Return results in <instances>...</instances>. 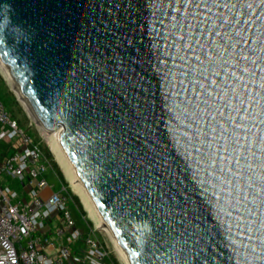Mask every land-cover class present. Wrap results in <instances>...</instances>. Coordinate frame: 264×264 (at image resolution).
<instances>
[{"label":"water","instance_id":"obj_1","mask_svg":"<svg viewBox=\"0 0 264 264\" xmlns=\"http://www.w3.org/2000/svg\"><path fill=\"white\" fill-rule=\"evenodd\" d=\"M4 3L0 59L129 262L264 264V0Z\"/></svg>","mask_w":264,"mask_h":264},{"label":"built area","instance_id":"obj_2","mask_svg":"<svg viewBox=\"0 0 264 264\" xmlns=\"http://www.w3.org/2000/svg\"><path fill=\"white\" fill-rule=\"evenodd\" d=\"M49 169L40 140L0 99V264H114L97 229L77 225L71 196L54 189Z\"/></svg>","mask_w":264,"mask_h":264},{"label":"bare ground","instance_id":"obj_3","mask_svg":"<svg viewBox=\"0 0 264 264\" xmlns=\"http://www.w3.org/2000/svg\"><path fill=\"white\" fill-rule=\"evenodd\" d=\"M0 72L3 75V77L5 78V80L7 81V83L9 84V86L11 88H13L15 94L18 96L19 100L23 104L27 113L33 119V116L30 114L31 110H30L28 104L24 100V98H23L21 92L18 90L11 74L9 73L8 69L6 68V66L4 65V63L1 59H0ZM39 127L41 129V132L45 136L51 151L53 152L57 161L59 162V164L63 168V171H64L66 178L69 180V182L72 184L73 188L80 195L82 203L85 207V210H87L88 215L95 222L96 227L103 229L108 234V236L111 238V240H112V242H113V244H114V246L118 252V255L121 259V262L123 264H131L129 262L128 258L126 257V255L124 254L122 248L117 243L116 239L114 238V236H113L112 232L110 231V229L108 228L107 224L104 222V220H103L102 216L100 215V213L98 212L95 204L92 202V200L88 196L87 192L84 190L83 186L81 185L80 181L78 180L77 173H76L73 165L71 164L68 156L66 155L64 149L62 148V145L59 141V137H58L56 131L55 130L50 131V130H47L41 126H39Z\"/></svg>","mask_w":264,"mask_h":264},{"label":"rangeland","instance_id":"obj_4","mask_svg":"<svg viewBox=\"0 0 264 264\" xmlns=\"http://www.w3.org/2000/svg\"><path fill=\"white\" fill-rule=\"evenodd\" d=\"M0 78L1 80H3L4 85L7 87V89L9 91L12 92L13 96L16 99V95L14 93V91L10 88L9 84L7 83V81L5 80V78L3 77V75L0 72ZM17 100V99H16ZM12 110L15 114V116L21 121V123L23 124L22 126H24L25 128H27L29 130V132L37 139L40 140L41 145L45 148L48 149L49 153L51 154V157L53 158V160L56 162L59 170L61 171L62 175H63V180L64 182L67 183V187L69 188V192L70 194L73 196H76L78 198V202H76V200L73 198V205L69 206V210L72 211V214L74 215V217L77 219L79 218L78 222H82L84 223V225L89 224L90 226L94 227L97 229V233H98V237L103 239L107 246L108 249L110 250V254L117 259V261L119 262V264H123L121 262V259L118 255V252L111 240V238L108 236V234L101 228L96 227L95 222L92 220V218L88 215L87 210H85V207L82 203L81 197L78 194V192L73 188L72 184L69 182V180L66 178L63 168L61 167V165L59 164V162L57 161L55 155L53 154V152L51 151L48 142L45 138V136L43 135V133L41 132V129L39 127L38 124L35 123V121L30 117V115L27 113V111L25 110V108L23 107V104L21 103V101L17 100V105H12ZM51 176L53 178L57 179L60 181V178L58 177L57 172L53 169L51 171ZM50 181V180H49ZM51 183H54L53 180L50 181ZM16 185V184H15ZM77 214H79V216H77Z\"/></svg>","mask_w":264,"mask_h":264},{"label":"trees","instance_id":"obj_5","mask_svg":"<svg viewBox=\"0 0 264 264\" xmlns=\"http://www.w3.org/2000/svg\"><path fill=\"white\" fill-rule=\"evenodd\" d=\"M0 99H1V101L4 103L5 107L9 110L11 116H12L14 119H16L20 125H23V124L21 123V121L15 116V114H14V112H13V110H12V105H17V100H16L15 97L13 96L12 92L9 91V90L7 89V87L4 85V82H3V80H1V78H0ZM31 133H32V132H31ZM41 148H42L44 154L48 157L49 162H50V169H49V172H48V174H47L48 179H49L50 181H51V180L54 181V185H55L56 188H59L61 185H64V186L67 188V191L69 192V188L67 187V183L64 182V180H63V175H62L61 171L59 170V168H58L56 162H55V161L53 160V158L51 157V154L49 153L48 149L45 148V147H43L42 145H41ZM53 169L57 172L58 177L60 178V181L58 180V182H57V179H56V178H53V177L51 176V171H52ZM69 194H70V192H69ZM70 196H71V201H70V203H69V206H72V205H73V202H74V201H73V198L76 200V202L79 203L78 198H77L76 196H74V195L72 196L71 194H70ZM71 213H72V211H71ZM72 216L74 217L73 214H72ZM77 216H79V214H77ZM74 219H75L77 225L80 226L84 231L87 229V227H86V225H84V223H82V222H81V223L78 222V221H79V218L76 219V218L74 217ZM109 256H110V259L114 262V264H119V262L117 261L116 258H114L111 254H109Z\"/></svg>","mask_w":264,"mask_h":264},{"label":"clouds","instance_id":"obj_6","mask_svg":"<svg viewBox=\"0 0 264 264\" xmlns=\"http://www.w3.org/2000/svg\"><path fill=\"white\" fill-rule=\"evenodd\" d=\"M0 9H6V20L8 24H12L11 16L10 13L13 12L12 6L8 3L0 4ZM15 27H18L21 31H27L26 29L23 28L21 25H15ZM5 29L0 28V42H2L4 39H7V36L4 35Z\"/></svg>","mask_w":264,"mask_h":264},{"label":"crops","instance_id":"obj_7","mask_svg":"<svg viewBox=\"0 0 264 264\" xmlns=\"http://www.w3.org/2000/svg\"><path fill=\"white\" fill-rule=\"evenodd\" d=\"M54 189H56V187H54ZM52 189L51 188H47L45 191H44V194L45 195H49L51 193Z\"/></svg>","mask_w":264,"mask_h":264}]
</instances>
